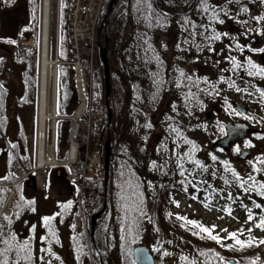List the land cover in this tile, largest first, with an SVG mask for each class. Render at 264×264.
Here are the masks:
<instances>
[{
	"label": "trees",
	"instance_id": "16d2710c",
	"mask_svg": "<svg viewBox=\"0 0 264 264\" xmlns=\"http://www.w3.org/2000/svg\"><path fill=\"white\" fill-rule=\"evenodd\" d=\"M34 1L22 0L21 2L23 10L28 12L30 16L28 19L29 29L34 25ZM218 1L221 3L214 6L210 3L211 0H116L111 13L106 19L107 24L101 30L100 44L104 47L105 42H107V54L109 55L108 28L115 15L121 17L125 24L131 26V44H140V40L142 39V47L149 46L148 37L151 40L153 33L157 30L165 32L171 28L174 30L177 28L180 29L182 25L179 24L183 22V19H189L193 22L198 20L199 23H194L195 25L193 26L188 22L186 32L195 33V36H197L196 34L200 35V31H202L204 37L203 34L201 37L208 41L211 37L209 28L210 30L212 28L220 29V35L216 38L220 43H217L216 46L219 47L221 55L224 53L223 51L228 50L236 53V55H232L231 57L226 56L224 59L227 58L238 62L235 84L239 86L242 84L245 76V73L241 71L248 69L250 62L252 67L257 64H253V59L247 57L244 51H242L241 45L245 43L246 39L242 37L241 39L239 34H235L236 32L232 34L230 31L233 23H229L230 16L228 17V15L230 14L227 13L228 11L225 12L224 9L228 10L232 8L231 13L236 17L247 15L249 18L250 10L257 3L264 7V0ZM108 2L109 0L106 1L105 7H107ZM13 3H16V0H0V8ZM251 4L252 6L250 7ZM259 9L258 19H262V22H264V8ZM116 10L118 13L114 14ZM199 13L203 14V21L199 20ZM104 15L105 11L101 14L99 23ZM216 18L220 20L218 24L220 27H217L218 25L215 23ZM67 19L66 11L61 10L59 21L60 42L67 41L66 34L63 33L66 29ZM251 20H254L253 17ZM207 21L210 23H207ZM203 22L204 28H202ZM254 27L256 28L254 30H260L256 23ZM139 32L141 33L139 34ZM180 35L182 38L184 37L185 33L183 29H181ZM227 35L228 37L235 36L232 41L230 40V44L228 38H226ZM17 37L19 38V36ZM17 37L15 36L14 39ZM195 44L199 46V42ZM189 46H193V44L189 42ZM130 47H128L129 50H131ZM146 49L150 51L148 48ZM98 54L99 46L97 42L95 88L96 100L99 104L100 112L103 114V121L101 126L96 128L97 130L93 133L92 138L95 139L98 137L101 141L103 139H101V134L104 132L110 133L111 130H113V133H110V157L106 188L104 189V182L101 178L98 196L89 214L91 217L104 207V211L97 218L96 231H98V225L101 221H107L103 234L104 241L101 246L98 245L97 239L94 237L92 247L96 256V264H135L132 250L142 241V237L145 234H148L150 250L157 264H229L228 261L230 259L226 261L224 258L225 255H230L233 259H238L239 264H264V243H261V241H264V236L260 239H255L253 235H242L225 242L204 225L185 219L172 209V205L174 204L173 195L178 185L189 182L195 177L194 171L187 164L190 163L191 167L194 164L201 163L200 160H202L197 152H187L182 147L184 141L190 144L196 141L192 136L188 123L191 120L193 110L190 107L185 109L182 97L178 96L179 103L176 106H172V112L168 113L164 118L155 117L152 119V125L154 126L149 127V130L155 127L159 128V126L164 129L160 133L157 149L154 150L155 159L149 166L152 178L148 180L142 167L143 164L136 156L129 155L128 149L123 145V140L126 139L124 137V131L129 128V125L127 124L126 127H123L121 124L115 128L112 119L110 125L107 126L105 87L102 63ZM12 55V63L19 70L22 84L19 102L30 105L34 99L35 54H18L14 52ZM69 56V49L65 46H59V58L62 61H66ZM152 58L147 63L142 62V64H137L136 67H134L135 65L132 67L133 70L143 67L141 70H135L141 73L144 72V68L145 71H150L151 65H153V74L148 78L144 77L149 84L148 87L145 86L144 82L142 83L139 75L136 74L134 76L137 79H134L129 90H127V106L129 105V110L131 111L140 112L142 109L138 105L153 107L164 96L166 90L164 89L165 69L160 65L161 62H158L161 59L157 55ZM168 58L166 54L165 59ZM170 60L168 59L167 62ZM258 66L261 67L259 64ZM4 67V59L0 58V134L5 138L8 137L7 101L9 96V71L4 69ZM9 70H12L11 66ZM111 74L110 71V109L112 108ZM61 79H64V82L62 86L58 87L57 113L60 116H68L74 111L76 106L73 75L70 66L64 65L59 67L58 80L60 81ZM252 80L253 82L256 81L254 78ZM218 94H221L219 89L214 96L218 97ZM65 125L66 122L62 120L56 124V158L58 157L59 151L63 149ZM18 132L16 131L17 135L15 136V140L9 144L12 150H9L7 156L5 173L3 176H0V184H4L0 185V209L10 191V188L5 186V184H11L15 181L14 168L17 167L15 162L17 160L21 162L20 164L25 171L33 167L26 150L23 132L20 131L19 134ZM155 135L157 137L159 136L158 134ZM194 144L196 145V143ZM253 161L254 163L251 164L250 170L256 175H253L251 178H256L257 180L255 179L253 181L252 179L247 181V183L249 184L251 182L249 185H252V188L258 190V194L264 197V192L261 190L262 188L264 190V187H261L262 181L257 176L264 177V154L253 158ZM57 169L60 170V168ZM231 174L234 175L236 180L246 183L245 178L238 176L236 172H232ZM30 178L28 177L16 183L13 189L15 198L10 207L11 214L9 216L0 214V264H5V262L6 264H10V262L12 264L14 262L15 264H21L23 261L25 264H36L31 253L34 250L28 251L29 247L31 249L35 247L33 244L34 240L31 237H24L25 235H22V228L19 230L14 227L23 217H27L24 229L27 230L29 228L32 236L36 233V226L33 221L30 222V219L31 215L34 214L32 213L33 211H39V199L32 193L34 189ZM57 180L59 182L61 181L51 171L48 174L47 183L49 191H51L50 189L53 186L56 187L54 183ZM56 205L57 207L51 215L42 216L44 222L42 221L41 225L43 224L45 231L40 235L39 244H41L44 251L46 250L47 253L59 258L61 264H67L61 259L56 249L61 247L60 236L62 233L65 235L68 234L66 242L69 261L72 264H89L88 248L91 245V241L85 233L79 232L75 228L78 207L76 200L73 198L72 187L70 185L67 197L59 200ZM86 219L88 223V216ZM68 227H70L69 231H65L64 229ZM202 228L208 231H202ZM8 232L13 237L15 234L14 238H8L10 240L9 242L6 238L8 236L7 234H9ZM212 236L217 237V239L213 240L211 238ZM237 241H240V243H237ZM20 246H23V248ZM10 250L14 251L15 261L7 260ZM234 264H237L236 260Z\"/></svg>",
	"mask_w": 264,
	"mask_h": 264
},
{
	"label": "rangeland",
	"instance_id": "374dc122",
	"mask_svg": "<svg viewBox=\"0 0 264 264\" xmlns=\"http://www.w3.org/2000/svg\"><path fill=\"white\" fill-rule=\"evenodd\" d=\"M22 0H16V3H13L9 6L4 5L0 8V41L8 40V42L4 45L3 43L0 44V58L4 59L5 67L9 71V92H8V113H7V128H8V137H5L0 134V176H3L7 167V156L10 148L11 142L15 140V136L23 132L24 140L26 143V150L28 152L30 161L32 165H34V158H33V150L35 148V142L33 141L35 134L37 133V79H38V51L34 49L32 51H27L25 53H34L35 54V70H34V78H35V86H34V99L32 104L28 105L27 103L23 104L19 102V97L21 96L22 91V84L19 76V70L15 67L14 63H12V53L16 52V46H14V40L18 41L23 38L33 37L36 41L38 39V32H39V19L41 13V0L34 1V25L31 26L29 29V15H23L22 11ZM258 2V1H257ZM212 5L216 6L221 2L218 0H211L210 2ZM254 4V3H253ZM207 5V4H206ZM252 4L250 5V7ZM263 5H255L249 14V18L247 15L242 17H236L233 13H231L232 8L225 10V12L229 13V23H233V29L235 34H239L240 38L246 39L245 43L241 45L242 51L246 49H252V46L257 42V46L253 52L254 58L257 60L261 54V50L264 46V22L262 19H258L259 17V8L263 9ZM55 7H56V0L51 1V22H50V44L52 43V37L54 34L55 29ZM249 7V8H250ZM203 8V7H202ZM206 9V7H205ZM204 9V10H205ZM259 9V10H258ZM118 13L116 12L114 14ZM235 13V11H234ZM233 14V15H231ZM199 20L203 21V14L199 13ZM114 16V15H113ZM215 17V16H214ZM212 17V18H214ZM253 17V21L251 18ZM207 20V19H206ZM220 20L216 18V24H219ZM191 23L192 26L195 25L194 23H199L198 20L190 21L189 19H183V22L179 25H182L180 29H168L165 32L157 30L153 33L152 38L148 37L149 46L142 47V39L140 40V44L130 42V25L125 24L121 17L115 15L112 20L111 25L108 28L109 33V55L107 54L109 68L111 71V84H112V119L113 123L116 126L121 125L126 127L129 125V128L124 131V137L126 139L123 140V145L126 149H128L129 155H134L137 159L143 164L142 167L146 173L148 180L152 178V174L150 171V163L155 159L154 150L157 149L158 143H155L160 137V133L163 132L161 126L159 128H152L149 130V127H153L152 119L155 117L164 118L168 112L165 113V104L168 100L172 101L173 96L167 94L163 96L161 101H159L155 106L149 107L144 105H138L139 108L142 110L139 111H131L129 110V105L127 106V90H129L130 85L134 82V76L137 74L141 77L142 83H145V86H149L147 80L144 79L148 78L150 75L153 74V65H151L150 71L144 72H137L136 69L142 68H135L137 64H142V62H149L152 57L156 54L161 55L160 59H164V54L171 53L173 46L178 42L180 39L181 29L185 31L190 37L195 33L186 32L187 31V23ZM205 22V21H204ZM204 22L203 27L204 28ZM207 23H210L207 21ZM260 28V30L254 27V24ZM177 25V23H175ZM201 24V22H200ZM199 24V25H200ZM185 25V26H184ZM198 25V26H199ZM235 25V26H234ZM215 27V26H214ZM217 27H220L219 25ZM201 29V28H200ZM223 29V28H222ZM141 32H139L140 34ZM170 36L169 37V34ZM200 35L196 34L199 40L198 52L204 53V59L200 57V65H198V70L193 71L198 78H194L193 80H186L185 81V90L187 87L195 86L198 87L202 82L206 85L207 79L206 74L210 72L212 69L216 70V63L212 61L221 60V51L219 52V47L216 46L217 43H220L216 38L220 35L219 28H212L209 33L211 37L208 41H206L203 37L204 34L200 31ZM203 34V37L201 35ZM234 34V35H235ZM178 35V37H176ZM233 37L235 38V36ZM17 37L14 39V37ZM228 36H226L227 38ZM250 37V38H249ZM178 38V40H175ZM241 38V39H242ZM205 40V41H204ZM13 41L12 43H10ZM100 41H101V34H100ZM98 42V41H97ZM229 44L231 41H228ZM17 45V44H16ZM140 45V46H139ZM129 46L131 50H129ZM52 47V58H54V47ZM133 47V49H132ZM255 47V46H254ZM19 48V47H18ZM148 48L150 51H148ZM131 51V52H129ZM99 55V54H98ZM197 56V54H196ZM131 58V60H129ZM153 59V58H152ZM122 60V61H121ZM121 61V62H120ZM159 62V61H158ZM163 68V64H160ZM205 65L208 67L205 69ZM12 70H9V68ZM96 54L94 58V68L93 72L95 73L96 69ZM215 66V67H214ZM124 67V69H123ZM128 69H127V68ZM204 68V71H202ZM219 69V68H218ZM127 70V72H126ZM190 71V69L188 70ZM206 71V72H205ZM103 72V67H102ZM138 77V78H139ZM260 79V78H259ZM257 82H262L264 85V80L262 78ZM92 88V87H91ZM92 97H93V104H94V116L101 117L103 114L100 112L99 104L96 100V93L94 92V88L92 90ZM210 94L209 90L206 89L205 94ZM183 94V90H182ZM245 97L242 95L241 97H237L238 101H241ZM166 98V99H165ZM245 105H244V104ZM242 105L246 106L248 109V114H244L241 117L245 123L250 124L252 127H256L259 129H264L261 124L259 123L260 118L263 117V107L264 106H256L254 101L249 103L248 99H244L241 103ZM164 108V109H163ZM210 108V107H209ZM210 110V109H208ZM221 112H215L211 109L212 115L207 118L205 115L202 117V121L197 125L193 123V129L196 132H193V136L195 139L199 138L201 142H199V146L195 145L194 143H186L185 141L182 144V147L187 152H197L198 156L202 159L200 160L201 163L194 164L190 167V163L187 164L189 168L195 173V177L185 183H180L178 185L177 190L174 192V204L173 211L178 213L181 217L188 219L190 221H195L198 224L204 225L207 229L212 230L214 233L218 235L220 239L225 242L230 241V239H234L238 236H250L253 235V238L260 239L264 236V228H258L257 225L260 224L261 220L264 219V197L263 195L258 194V190H254L252 185H249L247 181L251 180L250 178L256 175L253 171L250 170V160L241 162L236 158V153H224L219 148H214L212 146L213 142L219 138V129L222 126V123H225L228 119V114L230 115V110ZM165 113V114H164ZM123 120V123H122ZM103 118L101 120L102 124ZM203 128L202 133L199 132V129ZM66 130V125H65ZM97 129L94 127L92 129L90 135V144L95 145L99 140L98 137L95 139L92 138L93 133ZM112 131V132H111ZM110 133H113L111 130ZM155 134H158L159 137L157 138ZM101 139L103 141L107 137V132L101 134ZM63 149L60 150L58 153V159L65 158V149L68 148V141L66 137V133L63 136ZM248 146L252 150V157L256 158L258 155L264 154V135L263 136H253L249 137ZM240 143L239 145H241ZM13 153V151H11ZM215 157V159H213ZM17 158V157H16ZM17 169H23L22 165L18 160L15 162ZM194 163V161H193ZM58 167H53L47 172V178H45L43 187L40 188V180L39 178L43 176L41 171L32 175V185L33 189L32 193L35 194L39 199V211H33L31 215L30 222H34L36 226V233L34 236L31 235L29 228L24 229V224L26 222L27 217H23L19 223L15 224V229L22 228V235L24 237H31L33 239L34 248L28 249L34 250L32 251L33 258L35 259L36 264H61L59 258L54 255H51L44 251L41 244H39V238L42 233L45 231V227L41 222L43 221L42 216H49L53 213L57 207V202L62 200L63 198L67 197V192L69 188L67 186V182L65 181V172L64 170L57 169ZM24 170V169H23ZM53 171L54 176L61 179L59 182H55L54 184L56 187H52L49 191L47 188L48 183V174ZM232 172H236L238 176L244 177L246 183L242 181L236 180ZM38 176V177H36ZM262 179V185H264V177L257 175ZM249 178V179H248ZM254 179V178H252ZM256 179V178H255ZM257 180V179H256ZM66 182V183H65ZM4 185V184H0ZM6 185V184H5ZM254 190V191H253ZM263 192V188L261 189ZM10 192V191H9ZM9 194V193H8ZM74 195V194H73ZM8 196V195H7ZM6 196V198H7ZM11 200L8 205H5L7 199H5L1 209L0 214L4 216H9L11 214V204L15 198V193L13 191V195H11ZM74 198V197H73ZM75 200V199H74ZM256 205H260L259 208ZM88 210V219L90 220V211ZM249 215H251V220H249ZM44 222V221H43ZM107 221H101L98 225L97 224L94 232V237L97 239L98 245L103 244V234L105 231ZM70 227L65 228V231H69ZM24 230V231H23ZM9 233V232H8ZM232 234H235L234 236ZM8 238H14L11 236L12 234H7ZM150 236V234H149ZM68 234L65 235L62 233L60 236L61 240V247L56 249L57 253L60 254L61 259L65 261L67 264H72L69 260L68 252H67V240ZM148 234H145L142 237V241L138 243L145 244L150 250V241L148 240ZM10 240L8 239V242ZM27 243H29L26 240ZM89 255H88V262L89 264H96V256L94 249L92 247V243L90 242ZM136 245V246H137ZM23 248V246H20ZM27 247V246H25ZM24 250V249H23ZM150 253L152 254L151 250ZM153 256V254H152ZM224 256V255H223ZM229 256V257H226ZM22 258V257H21ZM154 258V257H153ZM225 260H236L237 264L240 262L238 259H233L230 255L224 256ZM17 259V258H16ZM7 260H14V251L10 250L9 255L7 256ZM155 264L156 261L154 259ZM19 263V262H17ZM10 264H12L10 262ZM15 264V262L13 263ZM21 264H25L24 261ZM74 264V263H73Z\"/></svg>",
	"mask_w": 264,
	"mask_h": 264
},
{
	"label": "built area",
	"instance_id": "2783aa9c",
	"mask_svg": "<svg viewBox=\"0 0 264 264\" xmlns=\"http://www.w3.org/2000/svg\"><path fill=\"white\" fill-rule=\"evenodd\" d=\"M44 1V0H43ZM51 1L49 3L51 5ZM106 0H56L55 21L58 20L60 7L67 10L68 41L71 51V59L68 62L56 59V45L54 58L49 49L50 32L47 36V58L56 61V66L70 65L74 75L75 93L78 106L75 112L65 119L67 123L68 158L60 165L67 171L66 179L75 187V197L78 207V215L75 220L76 229L88 235L87 212L93 206L97 197L98 183L103 173L102 143L98 140L95 145L90 144L92 129L101 122V116H94L93 68L96 54V33L100 16L104 11ZM51 17V16H50ZM55 41H57V26L55 27ZM43 18L39 24L37 41L33 37L19 39L16 47L19 53L37 49L39 55L43 53ZM19 47V48H18ZM92 87V88H91ZM41 95H39V98ZM55 87H51L52 117L47 118L46 125L41 132L38 130L34 136L35 149L33 158L35 167L30 171L17 169L16 181L28 176L30 173L41 171L43 176L39 178L40 187L45 179V170L49 167L48 156L53 153L54 124L60 117L55 113ZM49 107V106H48ZM42 142V148H39ZM41 161V162H40ZM38 177V176H36ZM13 187V184L11 185Z\"/></svg>",
	"mask_w": 264,
	"mask_h": 264
},
{
	"label": "flooded vegetation",
	"instance_id": "af4514ba",
	"mask_svg": "<svg viewBox=\"0 0 264 264\" xmlns=\"http://www.w3.org/2000/svg\"><path fill=\"white\" fill-rule=\"evenodd\" d=\"M22 13L24 16H26V14L29 15L28 12H26L25 10L22 11ZM230 31L233 34L234 32L233 27H231ZM168 35L169 37H171L170 34ZM188 36L189 35L185 33L183 38L180 35L179 40L178 38L175 39V40H178V42L173 46L172 52L166 53L169 57L168 59L169 60L171 59L169 62H167L168 59H165V56L163 60L159 61L161 62V64H163L164 69H165V88L164 89L166 90H165L164 96H166L167 94H170L171 96L174 97L172 101L168 100L166 102L165 113L172 112V106L173 105L176 106L179 103L178 96H181L182 102L184 104L183 105L184 108L188 109L190 107V109L193 110L191 120L190 122H188L191 128V132L193 134V132H196L195 129H193L194 128L193 123H196L197 125H199L204 115L207 118H209L212 115L211 109H213L215 112L225 111V108L227 110H230V115L229 113H227L228 114L227 121L225 123H222V126L219 129V138L216 139V141H214L213 144L217 141L222 140L226 136L225 125L227 122H239V123H244L248 125L249 127H252L250 124L245 123V121L241 117H239V116H243L244 114H248L249 112L247 107L244 106L245 104L243 103L244 105H242L241 103L244 99H248L249 103L251 101H254V104L257 107L264 106V95H262V93H264V85H262V82L260 83L257 82L259 78L260 79L262 78V80H264V74H261L258 71L259 69H264V64L261 59L262 55L264 54V51L261 52L258 60L254 58L253 56L254 50L252 49L256 48L257 46L256 41H255V44L252 46V49H246L244 51V54L247 57L253 59L252 61L253 64H257V65L252 67L251 62H250L249 68L241 71L242 73H245V76H244V80H242V84L239 86L235 84L236 82L235 75L237 71L236 68H237L238 62L237 61L234 62L231 59H227V58L224 59V57L226 56L231 57L232 55H236V53L231 52V50H228V51H223L224 53L221 55V60H215V59L211 60V62L215 61L216 63L215 66L217 69L216 70L212 69L210 72H207L206 74L207 84L206 85L202 82L200 85H198V87L191 86V87H187V89L185 90L186 80H190V79L193 80L194 78H198V75L193 76L195 75L193 71L198 70V65H200L199 63L200 57L204 59V53H199L198 45L195 44L199 42L198 38L195 37V34L190 37ZM176 37H178V35H176ZM227 38L228 40H231V41L232 39H234V37H227ZM189 42H191L193 46H189ZM263 49H264V46H263ZM178 50L180 51L179 53H178ZM156 55L159 58L161 57V55H158V54ZM258 64L261 67H259ZM207 67L208 65L207 66L205 65V69ZM189 69L190 71H188ZM202 71H204V68H202ZM253 78L256 81L253 82L252 80ZM206 89L209 90L210 92L209 95H207V93L205 94ZM218 89L221 94H218V97H217L214 95H216V93L218 92ZM182 90H183V94H182ZM242 95H244L245 97H243L241 101H238L237 97L239 96L241 97ZM237 106L243 107L245 109L244 112H240ZM262 110L264 114V107ZM259 123L264 128V115L262 118H260ZM252 128H256V127H252ZM256 129L258 130V132L248 134L243 140H238L234 142L230 146V148L227 150L223 149L220 146H215V148H219L224 153H227V152L236 153L237 154L236 158L238 157V154L242 150H250L251 154L247 156L245 159H242L240 161L244 162V161L250 160V163L252 164L254 163L253 157H252L253 152L251 148L248 146L247 141L249 137L264 135V129H259V128H256ZM202 131H203V128H200L199 132L202 133ZM199 142L201 141L199 140V138H197L194 143H196V145L199 146ZM155 143H158V140L155 141ZM240 143L242 144L239 145ZM258 179L262 181L261 178H258ZM254 180L255 179H253V181Z\"/></svg>",
	"mask_w": 264,
	"mask_h": 264
},
{
	"label": "water",
	"instance_id": "95a60500",
	"mask_svg": "<svg viewBox=\"0 0 264 264\" xmlns=\"http://www.w3.org/2000/svg\"><path fill=\"white\" fill-rule=\"evenodd\" d=\"M116 0H109V3L107 5L105 15L103 20L101 21L97 35H98V41L100 40V32L104 26L107 24V17L111 13V10L113 8V5ZM107 42H105L104 47L99 43V58L102 63L103 67V80H104V87H105V107H106V114H107V126L110 125L112 120V112L109 107V97L111 93V86H110V68L107 58ZM262 62L264 64V54L261 57ZM240 112H244V108L241 106H237ZM226 129V136L213 144V147L220 146L223 149L227 150L230 148V146L238 141L243 140L248 134L256 133L258 132L257 129L251 128L248 125L244 123L239 122H227L225 125ZM251 154L250 150H242L238 154V159L242 160L245 159L247 156ZM109 157H110V133L107 132V137L104 141V189L106 188L107 179H108V169H109ZM104 211V207L98 211L97 213L93 214L90 218V236L92 242H94V232L96 228V221L97 218L100 216V214ZM133 260L135 264H155L154 258L152 254L150 253L149 248L145 244L137 245L132 250ZM229 264H233V260L228 261Z\"/></svg>",
	"mask_w": 264,
	"mask_h": 264
},
{
	"label": "bare ground",
	"instance_id": "6f19581e",
	"mask_svg": "<svg viewBox=\"0 0 264 264\" xmlns=\"http://www.w3.org/2000/svg\"><path fill=\"white\" fill-rule=\"evenodd\" d=\"M50 3L49 0L42 1V10H43V53L40 56V69H39V81H40V100L38 102L37 107V120H38V129L42 132L44 125L46 124V120L49 117H52L53 111L51 106V87L55 82V66L56 61L49 60L47 58V36L49 35V20L47 26V17L50 14ZM49 106V107H48ZM39 148H42V142H39ZM41 162V161H40ZM48 164L54 163V158L49 154L48 156ZM11 197V194L10 196ZM9 199V198H8ZM9 204V200L5 205Z\"/></svg>",
	"mask_w": 264,
	"mask_h": 264
},
{
	"label": "snow or ice",
	"instance_id": "6c2138e0",
	"mask_svg": "<svg viewBox=\"0 0 264 264\" xmlns=\"http://www.w3.org/2000/svg\"><path fill=\"white\" fill-rule=\"evenodd\" d=\"M261 51H264V49H262ZM254 67V66H253ZM261 74H264V69H259L258 70ZM262 95H264V93H262ZM213 159H215V157H213ZM198 163V162H197ZM261 187H264V185H261ZM256 207L257 208H259L260 207V205H256ZM249 220H251V215H249ZM190 223H194V222H190ZM257 227L258 228H264V219H262L261 220V222H260V224H258L257 225ZM202 231H208L207 229H201ZM233 236L235 235V234H232ZM213 240H216L217 239V237H215V236H212L211 237ZM237 243H240V241H237ZM261 243H264V241H261ZM5 264H6V262H5Z\"/></svg>",
	"mask_w": 264,
	"mask_h": 264
}]
</instances>
